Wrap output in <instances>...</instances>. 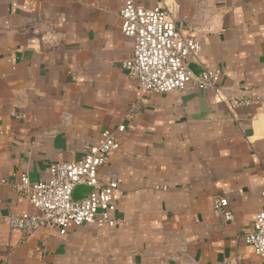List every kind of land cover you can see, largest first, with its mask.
<instances>
[{
	"label": "crops",
	"instance_id": "crops-1",
	"mask_svg": "<svg viewBox=\"0 0 264 264\" xmlns=\"http://www.w3.org/2000/svg\"><path fill=\"white\" fill-rule=\"evenodd\" d=\"M169 1L201 60L222 69L223 93L142 89L123 67V0H0V264H264L243 237L264 203V0ZM236 95L261 100L231 108ZM122 123L99 169L104 182L123 179L115 225L45 227L22 242L4 215L39 210L9 183L48 180ZM216 194L233 220L214 211Z\"/></svg>",
	"mask_w": 264,
	"mask_h": 264
},
{
	"label": "built area",
	"instance_id": "built-area-1",
	"mask_svg": "<svg viewBox=\"0 0 264 264\" xmlns=\"http://www.w3.org/2000/svg\"><path fill=\"white\" fill-rule=\"evenodd\" d=\"M120 18L122 32L133 40L132 54L123 61V67L138 80L142 89L157 94L187 89H213L223 93L220 83L222 69L201 60V42L193 35L181 32L169 0H159L149 8L137 0H123ZM192 60H198L201 65L199 75L189 68ZM260 100L259 96L236 95L229 99V105L238 108ZM13 117L25 120L27 114L18 112ZM126 130L125 123L116 129H104L84 155L54 163L48 180L33 182L24 172L18 181L9 183L12 190L26 196L39 210L37 214L25 212L20 215L9 211L4 220L10 230H21L24 234L22 242H26L45 227H57L64 236L70 226H114L113 213L122 198L123 179L114 176L104 182L99 177V169L107 165L111 154L121 147L122 133ZM4 131L3 125H0V134ZM79 185H88L93 189L87 197L76 200L73 193ZM262 195L264 198V188ZM212 206L227 221L234 219L226 195L216 194ZM243 237L257 255L264 257V203L256 214L252 230L244 233ZM224 264L243 263L240 257L235 256Z\"/></svg>",
	"mask_w": 264,
	"mask_h": 264
},
{
	"label": "water",
	"instance_id": "water-1",
	"mask_svg": "<svg viewBox=\"0 0 264 264\" xmlns=\"http://www.w3.org/2000/svg\"><path fill=\"white\" fill-rule=\"evenodd\" d=\"M190 70H192L196 75H199L202 71V68H200V71H197V68L194 64H190L189 65ZM93 189V187L88 186V185H79L76 187L74 193H73V197L76 200H81L85 197L88 196V194L90 193V191Z\"/></svg>",
	"mask_w": 264,
	"mask_h": 264
}]
</instances>
